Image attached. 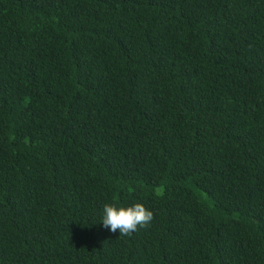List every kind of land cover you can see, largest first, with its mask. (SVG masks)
Returning <instances> with one entry per match:
<instances>
[{
	"label": "trees",
	"instance_id": "1",
	"mask_svg": "<svg viewBox=\"0 0 264 264\" xmlns=\"http://www.w3.org/2000/svg\"><path fill=\"white\" fill-rule=\"evenodd\" d=\"M0 264H264V0H0Z\"/></svg>",
	"mask_w": 264,
	"mask_h": 264
},
{
	"label": "clouds",
	"instance_id": "2",
	"mask_svg": "<svg viewBox=\"0 0 264 264\" xmlns=\"http://www.w3.org/2000/svg\"><path fill=\"white\" fill-rule=\"evenodd\" d=\"M152 219L153 212L142 203H105L101 210L100 226L109 233L130 236L138 228L148 225Z\"/></svg>",
	"mask_w": 264,
	"mask_h": 264
}]
</instances>
